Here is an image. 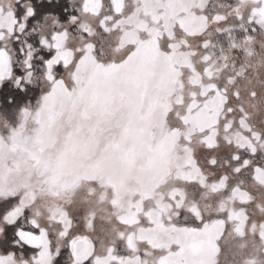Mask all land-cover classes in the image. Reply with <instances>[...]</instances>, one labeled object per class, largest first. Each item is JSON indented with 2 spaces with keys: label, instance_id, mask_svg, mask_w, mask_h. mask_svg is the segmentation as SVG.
<instances>
[{
  "label": "snow or ice",
  "instance_id": "6c2138e0",
  "mask_svg": "<svg viewBox=\"0 0 264 264\" xmlns=\"http://www.w3.org/2000/svg\"><path fill=\"white\" fill-rule=\"evenodd\" d=\"M181 4L204 22L199 31H184L185 10H175ZM213 25L218 35L227 37V52L210 39ZM189 36L197 37V48L190 50L188 64L177 63L172 57L187 48ZM257 47L264 48V0H0V264H149L148 245L142 249L126 243L133 228L121 219L126 211L136 214L135 227L154 229L156 212L171 230L168 242L151 248L158 253L151 264H218L198 258L194 249L208 236L218 258L223 225L233 217L223 205L217 213L203 212L180 183L171 185L167 194L159 192L149 209L145 202L153 196L144 192L154 193L167 184L166 173L150 190L137 191L128 201L119 202L117 196L113 214L100 217L97 239L104 243V224L113 220L116 235L94 256L96 239L87 232L97 231V216L87 207L94 203L93 191L84 182L114 165L126 170L152 127L143 87L147 71L141 63L150 49L169 60L177 77L187 74L191 88L186 94L185 81L173 79L167 92L177 124L184 129L176 143L187 158L178 169L202 172L187 117L212 100L218 103L217 123L224 119L220 113L229 114L223 125L226 133L234 122L246 125L245 144L230 153L232 171L264 174V163L255 160L257 152L264 158V121L261 128L249 123L238 83L252 82L255 71L247 78L245 73L254 54L260 63ZM213 48H220L219 56ZM198 49V62L192 63ZM232 53L245 58L239 66L230 60ZM230 63V74L221 79ZM248 94L254 101L255 89ZM225 143L232 142L225 138ZM200 145L209 150L218 146L204 144L203 137ZM206 162L215 166L216 160L208 156ZM221 178L226 187L227 174L217 181ZM183 183L194 181L189 177ZM208 183L214 182L204 177L199 184L202 199L207 198L203 189ZM49 200L60 203H45ZM243 211L247 222V208ZM78 224L83 231L76 230ZM215 224L221 229L212 236ZM260 226L264 234V221ZM260 243L256 251L264 253V239Z\"/></svg>",
  "mask_w": 264,
  "mask_h": 264
},
{
  "label": "rangeland",
  "instance_id": "374dc122",
  "mask_svg": "<svg viewBox=\"0 0 264 264\" xmlns=\"http://www.w3.org/2000/svg\"><path fill=\"white\" fill-rule=\"evenodd\" d=\"M224 2V0H222ZM185 10L182 27L185 32L194 33L199 31L204 22L192 15L191 11L187 10V5H179L175 10ZM213 5H209L212 9ZM219 11V9H217ZM93 12L96 8L93 7ZM215 26L210 29L212 36L210 39L220 45L224 51H228L227 37L218 35L214 31ZM113 37H109L112 39ZM183 42V41H181ZM198 39L195 36L187 38V48L183 52H177L172 60L177 63L188 64L189 52L191 49H196ZM220 48H213L212 51L219 56ZM256 52L259 53L260 63H256L257 55H253L248 59L249 65L245 78L250 77L253 70L255 76L252 82L245 86V79H238L240 85L239 91L241 99L247 101L244 107L250 114L249 123L261 128V122L264 121V83H257V81H264V48L257 47ZM200 50H197V55L191 57L192 63L198 62ZM244 57L240 53H232L230 60L235 61V65L239 66ZM142 65L147 71V78L143 81V87L146 88V105H147V120L152 127L146 129L141 142L135 150L132 160L128 163L126 170H122L118 165L108 168L104 173L95 175L84 183L93 191L92 201L87 207L96 210L97 219L95 225L97 231H88L87 235L96 239V248L93 252L94 256H99L104 252V244L110 238L116 235L112 225L115 224L113 220L111 223L104 224V243H101L98 236L101 233L98 231L101 224L100 217L111 216L114 212L113 201L120 197L119 202L128 201L132 195L137 191L150 190L155 180L162 174L166 173L164 177L167 179V184H162L161 187L154 193L148 191L144 194L153 196V199L146 201V206L151 209L153 203L158 201L159 192L167 194L171 185L180 183L184 191L187 192L189 198L196 199L201 206V210L207 214L217 213L221 205L228 209V215L233 217L232 222L223 225L224 236L220 241V251L218 258L215 256V245L209 243L208 236L203 237L195 246V254L202 260L217 261L218 264H264V253H259L256 250L261 247V240L264 239V234L261 233L260 222L264 221V174L259 172L250 174L248 170H242L241 173L236 174L232 171L233 162L230 159V153L234 146L238 147L245 144L246 125L233 123L232 128L226 133L224 131V120L228 119L229 114L220 113L224 119L216 122L218 103L212 100L207 102L206 107L196 109L187 119L191 122V128L188 129L195 133L192 137L193 146L197 148L196 156L200 161V168L202 172L196 169H190L187 172L178 169V165L187 158L186 153L182 152L179 144L176 143V137L183 134L184 129L177 124L175 119L174 106L169 102L167 92L172 88L173 79H183L185 81L184 91L187 94L191 88L187 81V74L184 77H177V69H173L169 60L161 58L155 54L154 49L147 50L142 60ZM254 66V68H253ZM233 65L230 63L229 68L225 69L220 75L221 79L230 74ZM194 79V77H193ZM177 87L179 84L177 83ZM255 89L256 96L253 98L249 96V90ZM253 102L255 108L252 107ZM173 111L168 113V109ZM208 109H211L209 112ZM166 113L167 120H166ZM175 125L172 132L169 133L170 126ZM203 130V131H201ZM203 137V142L206 145H218L211 150L201 147L200 140ZM225 138L231 140V144L225 143ZM213 156L216 160L215 166H210L206 162V157ZM257 162L264 163V158L257 152L255 157ZM222 173L227 174V186L225 181L221 178L217 181ZM181 177V181H177L176 177ZM191 177L194 181L192 184H184L183 179ZM207 177L208 181L214 183L206 184L203 191L206 193V199L201 198V191L199 184ZM94 181V183L92 182ZM238 188L233 185L241 182ZM84 184L78 190L83 191ZM217 189V191H212ZM242 189H247L243 191ZM176 191L175 188H171ZM250 193V194H249ZM240 201H250L247 205H242ZM98 202V203H95ZM45 203L58 205L60 201H46ZM44 205H42L43 210ZM83 207V206H81ZM139 209V202L136 204ZM247 208L248 217L247 222L244 218V208ZM153 218L156 221L154 229H141L135 227L134 221L136 214L126 211L121 219L127 224H133L131 234L126 237V243H130L133 248L139 246L144 248L148 245L149 264L151 258L158 253L151 252V248H158L171 239L170 228L166 224L160 223L159 214L152 212ZM179 222V221H177ZM118 229L123 228V225H117ZM221 225L215 224L212 226L210 233L212 236L219 235ZM76 230H81L80 224L77 225ZM128 232V229H124ZM142 241L143 243L138 244ZM117 246L121 247L120 242L117 241ZM90 249V246H86Z\"/></svg>",
  "mask_w": 264,
  "mask_h": 264
},
{
  "label": "trees",
  "instance_id": "16d2710c",
  "mask_svg": "<svg viewBox=\"0 0 264 264\" xmlns=\"http://www.w3.org/2000/svg\"><path fill=\"white\" fill-rule=\"evenodd\" d=\"M53 2H54V0H53ZM42 3L47 4L48 0H42Z\"/></svg>",
  "mask_w": 264,
  "mask_h": 264
}]
</instances>
